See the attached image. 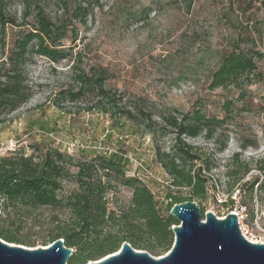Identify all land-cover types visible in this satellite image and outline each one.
I'll use <instances>...</instances> for the list:
<instances>
[{"label": "rangeland", "instance_id": "rangeland-1", "mask_svg": "<svg viewBox=\"0 0 264 264\" xmlns=\"http://www.w3.org/2000/svg\"><path fill=\"white\" fill-rule=\"evenodd\" d=\"M262 0H88V7L74 14H61L50 8L55 24L66 28L60 41L68 56L58 63L33 57L24 68L31 88L29 100L11 113L0 112V142L17 141L19 151L29 155L35 147L74 151L70 155L103 153L136 158L154 174L162 170L154 160L150 135L130 122L116 123L109 116L87 112L89 104L51 105L61 90L73 86L71 67L88 71L102 67L108 73V85L122 93L125 100L139 109L157 115L165 109L180 112L202 108L210 115L225 119L216 141L202 136L186 139L206 150L212 170L209 173L215 190L203 203L204 214L212 212L219 219L228 212L214 202L227 201L225 164L240 153L254 169L264 161V6ZM7 13L15 25L0 32V63L8 55L15 37L30 29L33 18L25 17L22 7L8 2ZM240 47L260 53L256 62L258 76L253 85L241 88L209 90L210 73L220 56ZM230 101L232 112L225 118L221 103ZM171 138H161L159 145L168 149ZM224 142L222 152H216ZM35 153V152H34ZM131 171V173H132ZM257 174L251 171L245 178ZM64 191L75 186L65 182ZM150 185V184H149ZM160 199L164 192L158 190ZM242 194V192H241ZM247 202L246 218L241 227L255 243L264 244V193L254 192ZM127 189L120 188L114 201L126 202ZM244 200L235 196V203ZM161 205L163 202L157 200ZM57 212L4 210L0 203V224L5 232L21 241L25 248L43 247L40 243L52 232V216ZM59 216H61L59 214Z\"/></svg>", "mask_w": 264, "mask_h": 264}, {"label": "trees", "instance_id": "trees-1", "mask_svg": "<svg viewBox=\"0 0 264 264\" xmlns=\"http://www.w3.org/2000/svg\"><path fill=\"white\" fill-rule=\"evenodd\" d=\"M0 0V32L6 25H15L7 13L8 2ZM25 17L33 18V25L18 34L8 55L0 63V112L11 113L24 105L31 96L26 83L25 66L35 56L58 63L68 56L60 41L66 37V28L55 24L49 15L56 7L61 14L70 9L74 14L88 7V0H15ZM175 1V0H174ZM264 6V0L262 3ZM261 54L240 47L220 56L217 67L210 73L209 90L250 86L258 81L256 62ZM73 86L61 90L51 102L55 108L62 104H89L87 112L109 116L116 123L123 120L136 126L142 135H150L155 163L170 179L176 189L166 193L169 199L162 205L156 201L150 187L142 180L127 175V165L120 155L103 153L70 155L57 148L35 147V153L26 155L22 150L0 156V203L4 210L36 211L47 209L58 214L52 216V232L42 246L61 239L72 249L67 264H88L116 253L123 243L136 251H145L153 257L166 254L172 247V227L178 222L169 214L174 204L195 202L202 214L205 203L215 185L211 184L212 170L206 150L189 144L186 139L203 137L216 141L217 131L225 119L210 115L202 108L180 112L165 109L157 115L139 109L124 99L123 94L108 85L107 70L99 67L88 71L71 67ZM232 103H221L225 118L232 112ZM161 138H171L168 149L159 145ZM224 142L216 152H222ZM120 157V158H119ZM123 158V157H122ZM227 201L214 202L228 212L247 209L254 192L264 193V161L253 169L249 162L235 153L225 164ZM253 170L257 174L245 180ZM74 188L64 191V183ZM127 189L130 198L123 203L114 201L116 192ZM242 192V194H241ZM235 196L244 200L235 203ZM248 200V201H246ZM59 214L61 216H59ZM247 216V214H246ZM0 238L11 244L22 245L7 234L0 224Z\"/></svg>", "mask_w": 264, "mask_h": 264}, {"label": "water", "instance_id": "water-1", "mask_svg": "<svg viewBox=\"0 0 264 264\" xmlns=\"http://www.w3.org/2000/svg\"><path fill=\"white\" fill-rule=\"evenodd\" d=\"M169 214L178 224L172 227L173 245L163 256L123 243L116 253L88 264H264V244L242 235L234 212L221 219L207 212L202 218L195 202H183L174 204ZM72 253L61 239L30 249L0 238V264H67Z\"/></svg>", "mask_w": 264, "mask_h": 264}, {"label": "built area", "instance_id": "built-area-1", "mask_svg": "<svg viewBox=\"0 0 264 264\" xmlns=\"http://www.w3.org/2000/svg\"><path fill=\"white\" fill-rule=\"evenodd\" d=\"M18 147L17 141L10 140L8 143H2L0 142V156H3L7 153L14 152ZM68 154H72L74 151L68 150L66 151ZM123 158H126L130 166H132V170H128V173L131 177H136L140 180H142L145 184H147L152 194L154 195L156 201L160 200L164 204L167 203V201H170L169 199L165 198L166 193H173L176 191V189L172 186L170 179L162 172V175H156L152 171H150L147 167H145L140 161H138L134 157L123 155ZM132 171V173H131ZM150 184V185H149ZM162 190L164 192V197L160 199L158 190ZM218 202H221L220 200ZM235 215L237 216V223L239 226V229L242 233V235L250 242H253L246 236L247 229H243L241 227V221L245 220L246 213L245 209L243 207H240L239 210L234 211Z\"/></svg>", "mask_w": 264, "mask_h": 264}, {"label": "bare ground", "instance_id": "bare-ground-1", "mask_svg": "<svg viewBox=\"0 0 264 264\" xmlns=\"http://www.w3.org/2000/svg\"><path fill=\"white\" fill-rule=\"evenodd\" d=\"M253 241V240H252ZM253 243H255V241H253Z\"/></svg>", "mask_w": 264, "mask_h": 264}, {"label": "crops", "instance_id": "crops-1", "mask_svg": "<svg viewBox=\"0 0 264 264\" xmlns=\"http://www.w3.org/2000/svg\"><path fill=\"white\" fill-rule=\"evenodd\" d=\"M157 166H159L158 164H157ZM162 170V169H161Z\"/></svg>", "mask_w": 264, "mask_h": 264}]
</instances>
